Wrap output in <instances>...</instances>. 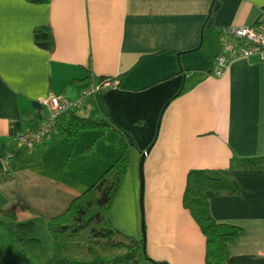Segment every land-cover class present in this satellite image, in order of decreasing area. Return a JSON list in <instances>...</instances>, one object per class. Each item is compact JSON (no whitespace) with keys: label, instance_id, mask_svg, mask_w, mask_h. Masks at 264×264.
<instances>
[{"label":"crops","instance_id":"0c3cea01","mask_svg":"<svg viewBox=\"0 0 264 264\" xmlns=\"http://www.w3.org/2000/svg\"><path fill=\"white\" fill-rule=\"evenodd\" d=\"M262 23L264 0H3L0 209L17 221L2 219L10 233H0L2 262L44 264L10 231L25 222L34 224L48 255L61 257L52 220L120 157L115 124L141 148L153 142L143 164L144 212L143 155L134 149L109 214L116 230L143 239L144 217L151 260L206 264V239L182 196L190 171L228 170L241 193L209 201L217 223L242 230L228 245L226 264H264V166L248 165L264 157V63L242 58L239 44L223 35ZM44 27L52 30L53 52L35 42ZM222 53L231 64L217 78ZM106 80L113 86L74 110L111 126L97 143L100 132L93 131L73 142L57 134L32 152L19 146L17 134L47 118L46 99L75 101Z\"/></svg>","mask_w":264,"mask_h":264},{"label":"trees","instance_id":"16d2710c","mask_svg":"<svg viewBox=\"0 0 264 264\" xmlns=\"http://www.w3.org/2000/svg\"><path fill=\"white\" fill-rule=\"evenodd\" d=\"M27 1L46 4L50 0ZM34 37L42 49L55 50L50 28L36 29ZM110 127L101 120L88 119L73 110L59 117L56 136L65 142H73L82 132L97 131L100 132L95 140L97 143ZM113 129L120 133L118 160L75 199L64 214L52 220V230L59 237L63 257L46 253L33 223H16L10 228L22 249L34 253L44 264H161L150 259L143 239L122 235L110 223V210L132 165L133 150L143 155L153 143L141 148L130 131L115 124ZM248 165L263 167L264 157L249 161ZM240 191L228 170H192L187 175L182 206L189 211L206 239V264H226L228 245L242 231L236 226L217 223L210 214L209 201L215 197L237 196ZM2 219L16 222L17 216L13 211L0 209V228L5 225ZM0 264H4L1 259Z\"/></svg>","mask_w":264,"mask_h":264},{"label":"built area","instance_id":"2783aa9c","mask_svg":"<svg viewBox=\"0 0 264 264\" xmlns=\"http://www.w3.org/2000/svg\"><path fill=\"white\" fill-rule=\"evenodd\" d=\"M223 35L231 38L239 44V55L249 59L258 57L264 63V23L256 26L230 27L223 30ZM231 59L222 53L217 59L215 77L221 78L229 69ZM113 86V83L106 80L96 86L83 91L78 100L71 101L51 96L44 101L48 106L47 118L37 127L30 131L20 132L16 136L19 146L32 152L37 146L47 145L58 134L57 122L59 117L72 110L81 109L93 95L101 92L106 87Z\"/></svg>","mask_w":264,"mask_h":264},{"label":"water","instance_id":"95a60500","mask_svg":"<svg viewBox=\"0 0 264 264\" xmlns=\"http://www.w3.org/2000/svg\"><path fill=\"white\" fill-rule=\"evenodd\" d=\"M150 148L145 151V153L142 156V161H141V208L142 211L144 212V206H143V200H144V171H143V164L146 156L149 154ZM142 235H143V240L145 241V249H146V231H145V220L144 217L142 219Z\"/></svg>","mask_w":264,"mask_h":264},{"label":"rangeland","instance_id":"374dc122","mask_svg":"<svg viewBox=\"0 0 264 264\" xmlns=\"http://www.w3.org/2000/svg\"><path fill=\"white\" fill-rule=\"evenodd\" d=\"M82 113V115H85L86 113L85 112H81ZM51 229H53V228H51ZM53 231V230H52ZM0 233H2V235H3V233H5V234H7V236L10 238V233L8 232V228H7V226H3L1 229H0ZM54 233V232H53ZM56 235V234H55ZM5 237V236H4ZM56 238L58 239V241L60 242V240H59V237H58V235H56ZM61 245V244H60ZM61 257H63V254L61 255Z\"/></svg>","mask_w":264,"mask_h":264},{"label":"snow or ice","instance_id":"6c2138e0","mask_svg":"<svg viewBox=\"0 0 264 264\" xmlns=\"http://www.w3.org/2000/svg\"><path fill=\"white\" fill-rule=\"evenodd\" d=\"M3 2V0H0V3H2Z\"/></svg>","mask_w":264,"mask_h":264}]
</instances>
